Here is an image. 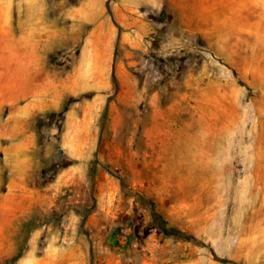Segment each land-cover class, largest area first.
Returning a JSON list of instances; mask_svg holds the SVG:
<instances>
[{
  "label": "rangeland",
  "instance_id": "rangeland-1",
  "mask_svg": "<svg viewBox=\"0 0 264 264\" xmlns=\"http://www.w3.org/2000/svg\"><path fill=\"white\" fill-rule=\"evenodd\" d=\"M210 250L264 264V0H0V264Z\"/></svg>",
  "mask_w": 264,
  "mask_h": 264
},
{
  "label": "trees",
  "instance_id": "trees-1",
  "mask_svg": "<svg viewBox=\"0 0 264 264\" xmlns=\"http://www.w3.org/2000/svg\"><path fill=\"white\" fill-rule=\"evenodd\" d=\"M113 78L114 85H116V81ZM106 111V110H105ZM105 113V112H104ZM92 172L95 171V169H91ZM121 185L123 187V182H121ZM137 201L146 208L150 213V226L154 227L163 237L171 238L175 241H182L187 243H192L195 246L199 247H205L204 243L199 241L197 238L192 236L191 234H188L176 227L171 226L168 221L163 217V215L157 210L155 203L145 195L138 194L136 195ZM116 235V234H114ZM129 235H126L124 237L125 244H128L130 240L128 239ZM212 253V251L210 250ZM212 257L215 261L221 263V264H237L231 260L219 258L216 255L212 253Z\"/></svg>",
  "mask_w": 264,
  "mask_h": 264
}]
</instances>
